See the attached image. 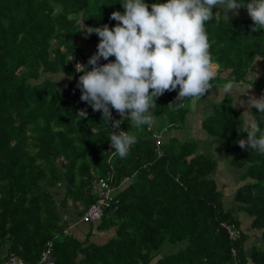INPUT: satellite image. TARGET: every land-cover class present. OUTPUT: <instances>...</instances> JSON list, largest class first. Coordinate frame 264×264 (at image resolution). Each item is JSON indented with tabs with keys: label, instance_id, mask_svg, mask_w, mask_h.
<instances>
[{
	"label": "trees",
	"instance_id": "16d2710c",
	"mask_svg": "<svg viewBox=\"0 0 264 264\" xmlns=\"http://www.w3.org/2000/svg\"><path fill=\"white\" fill-rule=\"evenodd\" d=\"M123 2L0 0V249L7 248L1 263L17 258L37 264L50 242L54 264H264V155L239 147L247 133L228 99L211 105L201 128L211 144L220 145L230 166L242 170L233 200L261 243L249 249L250 235L223 208L212 177L215 160L196 154L198 140L168 135L187 120L189 103L167 107L178 88L155 101L152 125L137 128L125 117L113 129L80 100L79 89L52 78L60 74L77 83L82 73L71 58L87 65L91 57L79 44L84 28L114 27L110 15L123 13ZM252 24L250 18L222 17L205 23L213 62L219 71H229L224 81L243 83L254 59H264V30L252 32ZM98 43L95 34L87 36L95 51ZM221 80L216 76L210 83ZM252 87L264 96V76ZM81 110L86 118H78ZM250 113L264 130V114L252 107ZM112 115L122 119L115 110ZM111 130L137 138L126 158L113 155ZM100 179L114 189V201L96 231L114 228L116 235L95 245L90 235L78 241L64 233L60 209L72 208L80 218L96 202ZM59 188L63 194L57 200L51 190ZM222 224L238 236L230 239ZM179 244L164 252V246Z\"/></svg>",
	"mask_w": 264,
	"mask_h": 264
},
{
	"label": "clouds",
	"instance_id": "9594fccd",
	"mask_svg": "<svg viewBox=\"0 0 264 264\" xmlns=\"http://www.w3.org/2000/svg\"><path fill=\"white\" fill-rule=\"evenodd\" d=\"M121 7L123 13L110 15L117 22L114 27L84 28L88 35L95 34L99 43L87 65L75 66L76 72L82 73L76 83L80 100L100 112L113 129H119L125 117L137 128L152 125L155 101L166 92L179 89L167 107L182 108L187 102L194 108L211 89L210 81L217 73L209 52L206 22L221 14L229 21V12L238 15L237 10L245 7L253 22L251 31L264 30V0H248L246 4L244 0H167L151 5L144 0H124ZM214 7L221 12L214 15ZM102 59L108 62L102 64ZM238 86L228 81L223 94L230 95ZM249 105L264 114V96L251 98ZM113 110L122 119H114ZM244 114L250 117L245 123L247 138L237 143L243 150L264 155V130L250 111ZM86 116V110L78 113V118ZM135 143L137 138L128 131L110 132L113 155L126 158Z\"/></svg>",
	"mask_w": 264,
	"mask_h": 264
},
{
	"label": "crops",
	"instance_id": "0c3cea01",
	"mask_svg": "<svg viewBox=\"0 0 264 264\" xmlns=\"http://www.w3.org/2000/svg\"><path fill=\"white\" fill-rule=\"evenodd\" d=\"M237 11H238V15H234L232 12L228 13L229 20H241V19H247L249 17L245 7H241ZM218 12H221V10L219 8L214 7L213 14L215 15ZM220 17L223 18V15L221 14L219 17H215V18H220ZM87 36L88 34L83 31V34L79 40V44L81 45L83 50H85L86 53L92 56L96 51L91 46L86 44ZM114 59H115L114 57L109 58V60L112 61H114ZM107 62L108 61H104L103 59L101 60L102 64ZM214 64L216 66V73H217L216 76L220 77L222 80L210 83L211 89H209L205 93V95L202 97V99H200L197 102V105L194 108L190 104L187 105L188 108L187 120L185 126L181 130L171 131L170 133H168V135L169 134L170 136L173 135L182 140H192V139L198 140L199 144L196 150V154L208 155L211 158H213L216 162L214 171L212 173L213 178L216 175V171L218 169L227 168L226 170H229L233 167L230 166L229 161L223 156L220 145L211 144L209 139H207V137L205 136L201 128L203 117L210 111V107L212 104H217L222 102L223 100L228 99L234 111L237 112L242 118L243 126L245 127L246 121L250 118L248 114H244L245 112L250 111L251 106L249 105L248 107L249 100L251 98L259 99L261 96H263L261 90H256L252 87V83L256 82L260 77L264 76V59L261 58L254 59V61L251 64L250 70L247 74L246 81H244L241 84L235 83L239 86L234 88L230 95H225L223 94L222 91L224 84L227 83V81H224L223 79H225V77L228 76L229 71H224V70L221 71V69L219 71V67L217 66V64L216 63ZM71 82L68 83L67 85L71 86V89L73 91H77L78 88L76 87V83L74 82L71 83ZM238 172L239 173H237L236 175L237 184L234 185V190L232 191L233 195L236 188L242 185V182L240 181L242 170H238ZM223 185H224L223 188H225V184ZM217 188L221 191L218 184H217ZM51 194L58 200L62 197L63 190L62 188L53 189L51 190ZM225 199H226L225 195H223V200H222L223 208L225 210L232 212L242 224L243 222L240 220V218L242 217L244 220L245 217H243L242 212L238 211L237 204L234 202L233 197L231 196L233 202L232 206L227 207L225 205ZM60 214L62 215L64 221L67 224V233L72 235L78 241H84L90 235L88 238V241L90 243L95 245H103L109 239L115 237L116 235L114 228H111L103 232H98L96 231L97 223H93L92 228L90 227V225L82 223L80 221V218L77 217L75 210L72 208L66 210L60 209ZM241 229L244 231V228L241 227ZM6 251H7L6 247L0 249V264L2 258L6 254Z\"/></svg>",
	"mask_w": 264,
	"mask_h": 264
},
{
	"label": "built area",
	"instance_id": "2783aa9c",
	"mask_svg": "<svg viewBox=\"0 0 264 264\" xmlns=\"http://www.w3.org/2000/svg\"><path fill=\"white\" fill-rule=\"evenodd\" d=\"M71 62L73 63V68L76 70L75 66L77 63L83 65L81 59L71 58ZM157 139L156 144H158L159 136H154ZM113 188L108 183V180L100 179L96 185V202L91 204L84 214L80 217V221L84 224L90 223H98L101 220L103 212L110 208L113 203ZM222 226L226 229L229 238L235 239L238 236V232L233 227L222 224ZM67 233V230L64 231ZM1 264H25L22 260L17 258H10L4 261ZM37 264H54L51 260V243L48 242L45 245L44 250L41 252L40 259Z\"/></svg>",
	"mask_w": 264,
	"mask_h": 264
},
{
	"label": "rangeland",
	"instance_id": "374dc122",
	"mask_svg": "<svg viewBox=\"0 0 264 264\" xmlns=\"http://www.w3.org/2000/svg\"><path fill=\"white\" fill-rule=\"evenodd\" d=\"M250 18V17H248ZM52 78H54L55 80L57 81H61V82H64L65 84H68L71 82L70 79L64 77L63 75H55L53 76ZM72 83V82H71ZM227 169V168H226ZM226 169H218L216 171V175L214 176V179L215 181L217 182L218 186L220 187L223 195H225V205L228 207V206H232L233 205V202H232V199H231V196L233 197V190H234V185L237 184L236 182V175L238 172V169H235V168H231L229 170H226ZM221 171V173H220ZM225 180V181H224ZM247 183H250L249 180H247L245 182V184ZM225 184V188L224 185ZM239 215V214H238ZM243 217H245V219L243 220V218L241 217L240 220L243 222L241 224V227L244 228V231L247 232V234L250 235V238L248 239L247 241V244H246V247L247 249H249V247L252 245V244H261L260 243V239H259V232H254V231H251L249 229V219H247L246 215L244 213H242ZM182 247L181 244H179V246H175V247H170L169 246H164V252H168L166 251L167 248L170 249L171 251L170 252H173L175 250H177L178 248ZM173 250V251H172Z\"/></svg>",
	"mask_w": 264,
	"mask_h": 264
}]
</instances>
